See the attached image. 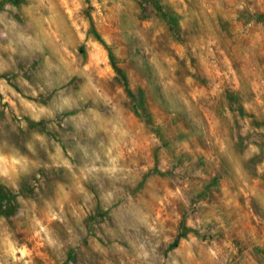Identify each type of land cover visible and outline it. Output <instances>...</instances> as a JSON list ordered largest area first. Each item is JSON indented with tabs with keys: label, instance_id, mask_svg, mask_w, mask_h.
<instances>
[{
	"label": "rangeland",
	"instance_id": "374dc122",
	"mask_svg": "<svg viewBox=\"0 0 264 264\" xmlns=\"http://www.w3.org/2000/svg\"><path fill=\"white\" fill-rule=\"evenodd\" d=\"M0 264H264V0H0Z\"/></svg>",
	"mask_w": 264,
	"mask_h": 264
},
{
	"label": "trees",
	"instance_id": "16d2710c",
	"mask_svg": "<svg viewBox=\"0 0 264 264\" xmlns=\"http://www.w3.org/2000/svg\"><path fill=\"white\" fill-rule=\"evenodd\" d=\"M112 62H113V64H114V67L118 70V72L121 73V69H120L119 67L116 66L115 61H114V59H113V56H112ZM177 244H178V241H176V242L174 243L175 246H176Z\"/></svg>",
	"mask_w": 264,
	"mask_h": 264
}]
</instances>
